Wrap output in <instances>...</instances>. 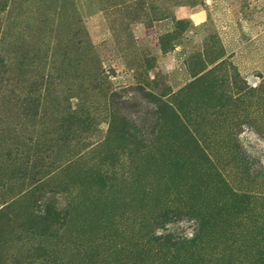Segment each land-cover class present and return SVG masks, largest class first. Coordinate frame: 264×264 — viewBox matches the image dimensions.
Wrapping results in <instances>:
<instances>
[{"label":"rangeland","instance_id":"1","mask_svg":"<svg viewBox=\"0 0 264 264\" xmlns=\"http://www.w3.org/2000/svg\"><path fill=\"white\" fill-rule=\"evenodd\" d=\"M263 31L264 0H0V264H264Z\"/></svg>","mask_w":264,"mask_h":264},{"label":"crops","instance_id":"2","mask_svg":"<svg viewBox=\"0 0 264 264\" xmlns=\"http://www.w3.org/2000/svg\"><path fill=\"white\" fill-rule=\"evenodd\" d=\"M199 18L203 20L201 16ZM219 18L225 19V13H221ZM233 60L243 77L250 79L255 73L264 75V31L242 43Z\"/></svg>","mask_w":264,"mask_h":264},{"label":"trees","instance_id":"3","mask_svg":"<svg viewBox=\"0 0 264 264\" xmlns=\"http://www.w3.org/2000/svg\"><path fill=\"white\" fill-rule=\"evenodd\" d=\"M180 218H182V216H181V215H178V216H175V217H174V220H175V219H180Z\"/></svg>","mask_w":264,"mask_h":264}]
</instances>
